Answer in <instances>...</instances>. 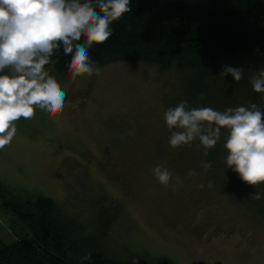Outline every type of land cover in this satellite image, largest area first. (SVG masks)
I'll list each match as a JSON object with an SVG mask.
<instances>
[{"label": "rangeland", "instance_id": "374dc122", "mask_svg": "<svg viewBox=\"0 0 264 264\" xmlns=\"http://www.w3.org/2000/svg\"><path fill=\"white\" fill-rule=\"evenodd\" d=\"M232 62L255 68L264 53ZM94 67L99 74L76 78L45 68L67 94L63 111L36 109L32 119L16 121L14 138L0 149V243L33 238L28 222L4 203L9 194L46 196L74 251L97 249L123 261L139 255L174 264H264V217L219 191L188 151L196 140L169 144L177 129L167 127L164 112L189 97L191 75L182 79L174 62ZM156 165L172 173L169 185L153 175Z\"/></svg>", "mask_w": 264, "mask_h": 264}, {"label": "trees", "instance_id": "16d2710c", "mask_svg": "<svg viewBox=\"0 0 264 264\" xmlns=\"http://www.w3.org/2000/svg\"><path fill=\"white\" fill-rule=\"evenodd\" d=\"M131 9L110 25L112 35L106 42L89 49L93 66L148 60L165 68L174 62L182 79L191 75L186 79L190 94L184 100L189 106L224 111L255 103L264 110V93L254 91L249 79L264 63L254 68L232 62L241 54L264 53V0H131ZM70 59L61 47L45 68L71 75L67 69ZM222 65L243 68V78L219 77ZM225 136L222 130L221 140L207 149V155L198 139L188 151L194 150L202 164L211 163L206 171L222 194L264 217V183L250 186L226 168ZM255 192L261 193L260 200L252 198ZM4 203L28 222L33 238L1 242L0 264H174L166 258L149 262L139 255L123 261L97 249L74 251L75 241H69L68 226L56 215L52 198L31 200L9 194ZM86 254L91 258L83 259Z\"/></svg>", "mask_w": 264, "mask_h": 264}, {"label": "clouds", "instance_id": "9594fccd", "mask_svg": "<svg viewBox=\"0 0 264 264\" xmlns=\"http://www.w3.org/2000/svg\"><path fill=\"white\" fill-rule=\"evenodd\" d=\"M131 10V0H0V149L14 138L16 121L32 119L36 109L52 115L63 111L67 94L45 70L54 52L62 47L65 55L70 54L67 69L72 78L99 74L89 49L106 42L112 35L110 25ZM226 75L240 81L243 68L222 65L218 76ZM249 79L254 91L264 93V67ZM164 120L170 130L177 129L171 131L170 146L189 145L198 139L205 155L221 140L224 130L226 168L250 186L264 183L261 106L252 103L219 111L181 101L164 112ZM203 167L212 165L207 162ZM152 171L161 184L169 185L172 173L168 168L156 165ZM189 175L199 173L190 170ZM176 181L182 183L179 177ZM252 198L260 200L261 193H253ZM90 258V254L83 257Z\"/></svg>", "mask_w": 264, "mask_h": 264}]
</instances>
